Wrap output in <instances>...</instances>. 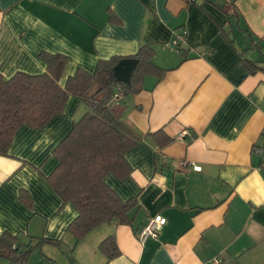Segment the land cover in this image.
<instances>
[{
	"label": "crops",
	"instance_id": "obj_1",
	"mask_svg": "<svg viewBox=\"0 0 264 264\" xmlns=\"http://www.w3.org/2000/svg\"><path fill=\"white\" fill-rule=\"evenodd\" d=\"M143 44L164 73L122 97L121 119L141 140L125 155L130 176L105 177L121 199L137 197L130 224L103 223L81 239L67 230L78 212L45 176L57 164L53 148L87 111L69 95L61 114L42 128L22 125L0 155V233L37 249L36 264L42 256L59 264L61 252V264H264V72L249 74L241 62L264 65V0H0L5 79L45 72L46 51L67 56L64 86L78 68L93 72L98 59L133 55ZM157 132L170 141L160 146ZM182 160L200 169L181 168ZM159 213L166 223L158 237L141 243L139 229ZM108 236L120 251L113 259L99 249ZM40 238L61 243L39 249Z\"/></svg>",
	"mask_w": 264,
	"mask_h": 264
},
{
	"label": "trees",
	"instance_id": "obj_2",
	"mask_svg": "<svg viewBox=\"0 0 264 264\" xmlns=\"http://www.w3.org/2000/svg\"><path fill=\"white\" fill-rule=\"evenodd\" d=\"M39 57L46 63L41 74L16 72L8 79L0 74V155L7 154L13 136L22 125L42 128L62 113L69 95L76 96L87 111L74 120L70 131L53 148L57 164L45 180L63 204L71 203L76 208L77 216L67 225L76 239L103 223L130 224L129 214L139 205L137 197L121 199L106 184L105 177L110 173L119 180L130 176L132 168L125 155L141 137L122 121L121 100L113 102L111 98L116 92L123 96L141 92L146 75L162 77L164 70L152 62V47L143 44L133 55L98 59L93 72L78 68L64 86L59 84V78L67 56L41 51ZM124 57L137 59L128 83L117 81L112 71ZM241 62L249 74L264 72V65L253 60L241 57ZM158 134L154 137L160 146L170 141L164 136L159 140ZM18 198L31 207L27 191L20 189ZM43 243L59 245L61 241L40 238L35 247L40 249ZM99 249L107 259L120 254L112 236L103 239ZM31 252L32 248L17 233H0V258L8 264H24Z\"/></svg>",
	"mask_w": 264,
	"mask_h": 264
},
{
	"label": "built area",
	"instance_id": "obj_3",
	"mask_svg": "<svg viewBox=\"0 0 264 264\" xmlns=\"http://www.w3.org/2000/svg\"><path fill=\"white\" fill-rule=\"evenodd\" d=\"M186 35V31L183 30L180 33L176 34L172 41L170 42L169 46L172 48H178L180 43L184 40ZM123 95L119 93L113 94L111 100L113 102H119L122 99ZM179 166L181 168L191 167L194 170H199L200 166L193 164L187 160H182L179 162ZM262 168H264V158L262 161ZM166 223V217L162 214H156L152 217H150L147 222L139 229L137 233L138 240L143 243L148 238H154L156 239L158 237V232L161 229V227ZM221 260L219 258H215L213 260L214 264H219Z\"/></svg>",
	"mask_w": 264,
	"mask_h": 264
},
{
	"label": "water",
	"instance_id": "obj_4",
	"mask_svg": "<svg viewBox=\"0 0 264 264\" xmlns=\"http://www.w3.org/2000/svg\"><path fill=\"white\" fill-rule=\"evenodd\" d=\"M137 64L136 58L124 57L113 67V76L117 81L129 82L132 71Z\"/></svg>",
	"mask_w": 264,
	"mask_h": 264
},
{
	"label": "rangeland",
	"instance_id": "obj_5",
	"mask_svg": "<svg viewBox=\"0 0 264 264\" xmlns=\"http://www.w3.org/2000/svg\"><path fill=\"white\" fill-rule=\"evenodd\" d=\"M40 255L41 254H40V252L37 249L32 248V252L30 253V256H29L27 262H25L24 264H34V263L36 264V263H38ZM64 256H66V255L64 253H62V252H61V254L58 255L57 262L59 264H61L60 262L63 261V259H65ZM0 259H3V258H0ZM47 260L48 259H47L46 256H42V258L40 259V262L46 264V262H48Z\"/></svg>",
	"mask_w": 264,
	"mask_h": 264
}]
</instances>
